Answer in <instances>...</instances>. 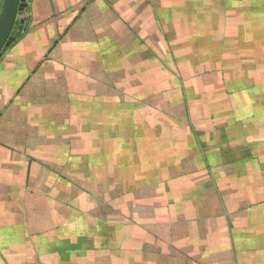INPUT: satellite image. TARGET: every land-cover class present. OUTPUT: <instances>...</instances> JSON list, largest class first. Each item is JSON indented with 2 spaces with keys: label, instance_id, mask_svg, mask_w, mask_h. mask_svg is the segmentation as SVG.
Wrapping results in <instances>:
<instances>
[{
  "label": "crops",
  "instance_id": "obj_1",
  "mask_svg": "<svg viewBox=\"0 0 264 264\" xmlns=\"http://www.w3.org/2000/svg\"><path fill=\"white\" fill-rule=\"evenodd\" d=\"M184 8L183 16L180 10ZM39 18L45 22L33 28L42 22ZM115 24L143 27L149 35L135 32L134 39L138 41L134 44L139 54L153 55L154 62L163 60L162 34L164 40L169 33L168 39L175 41L181 34L188 35L191 44L186 42L177 49H189L186 70L202 71L211 63L219 73H225H214L216 78L208 84L213 88L214 106L218 104L223 109L219 108L217 115L210 112L206 118L212 114L218 120L222 118L219 123L223 128L210 144L202 143L198 157L208 176L204 174L199 183L196 181L205 201L209 199L210 203L209 195L216 194L217 203L214 200L201 211H148L144 218L155 220L148 224L154 248L145 252L144 247L136 262L132 261L134 257L125 256V263L264 264V0H31L23 37L0 59V246L13 248V264H50L51 260L54 264H63L62 260L64 264H81V258L90 257L91 252L97 254L93 248L101 246L98 240L91 246L86 245L88 241L83 245L81 239L59 241L56 229L51 232L55 228L53 221L61 214L58 208L49 209L50 199H57L56 192L62 187L58 184L65 183V177L50 174L48 154L43 153L50 147L43 149L33 143L38 127L29 125L37 121L48 126V118L40 114L52 100L44 103L36 93L45 90L54 92L53 102L63 104V113L69 107L72 119L92 120L94 110L95 119L99 118L97 112L104 108L100 104H105L106 96L94 93L91 97L90 88L86 90V81L97 82H93V76L74 74L73 65L61 61L79 52L91 59L107 54L109 41L115 37ZM52 34H59L53 37L54 42ZM141 39L148 40L151 46L140 44ZM45 55L50 58L45 59ZM169 55L168 67L178 70L180 54ZM76 68L93 72L89 65ZM203 86L204 102L206 85ZM195 100L192 97V108ZM34 108L41 112L35 113ZM106 116L102 112L100 119ZM42 127L38 129L41 132ZM75 132L72 129L70 134ZM221 143L223 158L216 155L211 159L207 153L214 154ZM74 160L81 162L77 155ZM245 162L249 163L250 173L245 170ZM64 165L59 162L52 167L65 168ZM230 165L239 166L238 176L226 173ZM237 184L242 185L236 187ZM81 213L76 204L65 211L66 216H80L69 221L74 238L82 237ZM88 232L92 233V229ZM21 246L24 255L18 259L15 253ZM58 248L63 250L57 255ZM29 249L37 253L29 255Z\"/></svg>",
  "mask_w": 264,
  "mask_h": 264
},
{
  "label": "rangeland",
  "instance_id": "obj_2",
  "mask_svg": "<svg viewBox=\"0 0 264 264\" xmlns=\"http://www.w3.org/2000/svg\"><path fill=\"white\" fill-rule=\"evenodd\" d=\"M180 12L184 16L185 8ZM40 20L41 23L32 27H41L45 19ZM137 24H130V28L127 24H115V37L109 41L107 54L104 52L91 59L79 52L75 55L69 54L66 61H61L73 65V73L76 75L93 76L92 80L97 84L86 81V90L90 88L91 97L94 93L98 97L106 96L105 104H100L102 108L104 105L101 111L98 105V111L106 113L105 118L100 119L101 113L97 112L99 118L96 120L94 110L92 120H74L72 112L69 113V107L67 109L64 106L67 110L63 113V104L53 102L56 99L52 94L54 92L50 91L51 98L46 90L36 92L39 93L38 97L43 98L44 103L50 100L52 102L45 105L48 108L43 106L42 112L34 108L35 113L41 112L40 115L47 117L49 122L48 126L40 125L37 121H34L35 125H29L32 128L38 127V136H34L33 143L43 146V149L50 147L49 151H43L48 154L51 165L48 170L57 178L61 175L65 177V183L58 184V187H62L56 192L57 199L53 198L57 203L50 199L51 206H48L49 209L58 208L61 214L53 221L51 226L55 228L51 232L56 229L59 241L81 239L83 245L84 241H88L86 245L90 246L97 240L101 242L100 247L93 248L97 254L91 252L90 257L81 258V264H126L125 256L134 257L132 261L136 262L144 247L145 252H151L154 246L153 242L150 243V237L154 238L149 233L148 224L155 220L151 217L148 220L144 218L148 211H201L203 208L207 209L210 203H217L216 194L209 195L212 200L210 203L209 199L205 201L196 181L199 180V183L204 174L208 176V171L201 168V157H198L202 151V143L206 141L210 144L217 138V132L223 128L219 123L222 118L218 120L213 115H217L219 108L223 107L218 104L214 106L213 88L208 86L210 80L217 76L214 73L221 71H217V66L211 63L202 71L186 70L190 63V55L186 56L189 49L185 50L183 47L184 51L178 50L179 45L186 42L189 44L190 41L188 35L181 34L182 30L179 31L181 35L177 41L168 39L169 33L166 40L163 39V34L160 36L164 47L161 56L163 60L155 59L154 62V56H148V52L145 55L139 54L136 48L138 45L134 44L138 41L134 39L135 32L143 36L149 34ZM55 35L59 34H52V38ZM20 39L11 47H16ZM139 43L149 45L146 39H141ZM169 51L180 54V67L176 71L168 67L171 66L168 63L171 58ZM46 58L50 56L45 55ZM73 59L78 60L77 63ZM80 59L84 60L83 63ZM82 64L92 67L93 72L88 74L76 68ZM219 74L225 76V73ZM203 85H206L204 102L201 98ZM192 97L198 102L195 100L194 108ZM210 112L213 114L207 119ZM41 127L44 133L38 130ZM72 129L77 134H70ZM45 131L53 132V135L45 134ZM223 145L221 143L214 154L207 153L212 155L211 159L216 155L217 158H223ZM76 155L80 157V163L74 160ZM59 162H64L65 168L52 167ZM245 163L248 164L245 170L250 173L249 163ZM229 167L231 170L225 168L226 173L231 171L233 175H239V166ZM211 170L209 168V176L212 178L214 174ZM241 185L237 184L236 187ZM51 188L52 184L49 185V193ZM73 204L82 210V237L79 238L71 235L73 224H69V221L72 222L80 216L65 214ZM141 219L143 221L139 222ZM89 229H92V233L88 232ZM91 235L95 238L92 239ZM17 249L19 251L15 255L21 259L24 255L23 247ZM62 250L58 248L57 255ZM32 251L29 249L27 252L29 255L37 253L36 249ZM94 256H98V259ZM54 262L51 260L50 264ZM61 263L64 264L65 261L62 260ZM0 264H13V248L0 246Z\"/></svg>",
  "mask_w": 264,
  "mask_h": 264
},
{
  "label": "water",
  "instance_id": "obj_3",
  "mask_svg": "<svg viewBox=\"0 0 264 264\" xmlns=\"http://www.w3.org/2000/svg\"><path fill=\"white\" fill-rule=\"evenodd\" d=\"M31 0H0V59L22 37L29 21Z\"/></svg>",
  "mask_w": 264,
  "mask_h": 264
}]
</instances>
